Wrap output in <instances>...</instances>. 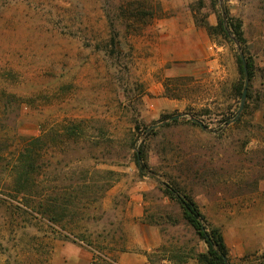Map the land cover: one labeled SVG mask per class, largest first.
<instances>
[{"label":"rangeland","instance_id":"1","mask_svg":"<svg viewBox=\"0 0 264 264\" xmlns=\"http://www.w3.org/2000/svg\"><path fill=\"white\" fill-rule=\"evenodd\" d=\"M172 6L0 0V264H120L139 204L161 245L204 252L177 194L231 264H264V0L189 2L192 32L165 24ZM221 18L241 21L254 62L240 114L241 45L208 31ZM21 136L42 148L23 194L8 166Z\"/></svg>","mask_w":264,"mask_h":264},{"label":"trees","instance_id":"2","mask_svg":"<svg viewBox=\"0 0 264 264\" xmlns=\"http://www.w3.org/2000/svg\"><path fill=\"white\" fill-rule=\"evenodd\" d=\"M226 24L227 26H225ZM226 24L221 18L219 19L217 26H209L208 31L211 33H215L217 31V33L225 35L228 38L230 36L227 27L232 30V33L235 36V41L241 45L242 52L245 55V63L250 79L253 76L254 62L246 52V40L242 32L241 21L234 20V18H227ZM238 64L240 73L245 78V69L240 56L238 57ZM243 85L244 83L242 82L240 87L238 86V94H241ZM40 143V137L25 138L21 136V140L16 146L18 148L15 153V158L10 164H8L10 171H12L15 175V192L23 194L31 191L29 190L30 185H32L30 183L33 179H35V177H37V170L41 167L39 163L42 151ZM138 166L139 169H142L141 164H138ZM65 196L67 197L66 193L62 197V204L64 205L61 206V215L63 216L65 215L64 211L67 206L66 202L68 201ZM176 196V199L182 209V217L184 221L194 230L198 237L205 242L207 250L204 252L193 253V251L184 249L186 251L185 252L182 247L174 248L168 247L166 244H162L159 250H162L165 254L163 259H167L173 264L187 263L188 260H193L197 262V264H231L228 248L221 231L217 228L209 229L206 227L203 222L204 215L200 211L198 205L187 194L182 196L177 194ZM146 222L149 225H158V223L153 221L147 220Z\"/></svg>","mask_w":264,"mask_h":264},{"label":"crops","instance_id":"3","mask_svg":"<svg viewBox=\"0 0 264 264\" xmlns=\"http://www.w3.org/2000/svg\"><path fill=\"white\" fill-rule=\"evenodd\" d=\"M196 0H173L172 8H168L172 17L167 18L165 24H171L172 28L181 32H192L198 28L193 19V12L188 7L189 2ZM187 2V3H186ZM211 19V17L209 18ZM200 31V30H199ZM206 41V36L201 35ZM125 221V222H124ZM127 236L126 250L117 252V260L120 264H153L147 254L157 250L163 241L162 234L157 226L149 225L144 219L142 206L135 207L125 215L123 220ZM166 259L163 264H169Z\"/></svg>","mask_w":264,"mask_h":264},{"label":"water","instance_id":"4","mask_svg":"<svg viewBox=\"0 0 264 264\" xmlns=\"http://www.w3.org/2000/svg\"><path fill=\"white\" fill-rule=\"evenodd\" d=\"M240 57H241V60L243 62V66H244V69H245V86H244V90H243L242 97H241V104H240V108H239V112H238L239 114L242 112V110H243V108L245 106V102H246V98H247V92H248V85H249V76H248L247 67H246V63H245V56H244L243 53H240ZM178 117L179 116H174V117L171 118V120H174V119H176ZM193 121L197 122L201 126H203L202 122H200V121H198L196 119H193Z\"/></svg>","mask_w":264,"mask_h":264}]
</instances>
